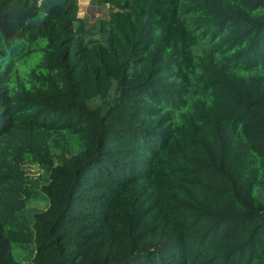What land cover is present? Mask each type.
Listing matches in <instances>:
<instances>
[{
	"label": "trees",
	"instance_id": "obj_1",
	"mask_svg": "<svg viewBox=\"0 0 264 264\" xmlns=\"http://www.w3.org/2000/svg\"><path fill=\"white\" fill-rule=\"evenodd\" d=\"M91 4L0 0V264H264V0Z\"/></svg>",
	"mask_w": 264,
	"mask_h": 264
},
{
	"label": "rangeland",
	"instance_id": "obj_2",
	"mask_svg": "<svg viewBox=\"0 0 264 264\" xmlns=\"http://www.w3.org/2000/svg\"><path fill=\"white\" fill-rule=\"evenodd\" d=\"M107 12H109L108 6H93L91 4V0H78V13L77 15L79 17H84L87 19V21L92 22L94 19L103 18L106 17ZM30 169H28V174L30 176H38L41 173V170L37 166H30ZM32 204L37 205L38 207L43 206V201H36ZM15 256L17 257L19 255V250H15L14 252ZM23 264L26 263V260L22 261Z\"/></svg>",
	"mask_w": 264,
	"mask_h": 264
}]
</instances>
